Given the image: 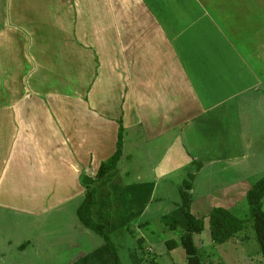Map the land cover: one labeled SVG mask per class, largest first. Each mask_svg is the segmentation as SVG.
I'll return each mask as SVG.
<instances>
[{
  "label": "crops",
  "instance_id": "1",
  "mask_svg": "<svg viewBox=\"0 0 264 264\" xmlns=\"http://www.w3.org/2000/svg\"><path fill=\"white\" fill-rule=\"evenodd\" d=\"M259 63L264 0H0V238L13 264L186 263L167 243L185 230L180 202L150 203L180 162L204 168L179 129L257 93ZM118 120L121 155L89 211L105 241L76 211ZM239 191L200 198L228 210ZM212 209L190 199L195 218Z\"/></svg>",
  "mask_w": 264,
  "mask_h": 264
},
{
  "label": "rangeland",
  "instance_id": "2",
  "mask_svg": "<svg viewBox=\"0 0 264 264\" xmlns=\"http://www.w3.org/2000/svg\"><path fill=\"white\" fill-rule=\"evenodd\" d=\"M261 70L262 64L259 63L257 72L260 74V85L257 93L244 95L233 104H224L212 117L202 119L200 127L194 122L188 128L179 129L180 142L186 145L192 156L199 157L204 168L196 176L197 164L182 165L180 162L176 179H173V183L170 180L161 182L150 203L151 207L160 202L174 208V203L180 202V190L187 181L190 182V199L202 204L206 211L207 208L222 206L219 200L201 199L202 195L240 184L241 191L236 193V204L228 211L243 221V229L229 241L216 245L210 239L208 214L201 216L204 230L193 235L201 264H262L246 201L248 190L264 176V71ZM231 109H235L237 117ZM162 193L167 196L163 198ZM261 203L264 212V198ZM147 216L149 214L144 218ZM169 233L166 239L176 238L174 232ZM7 240L11 238H0V264H13L16 256L10 249H15V246L5 243ZM163 253L166 250L156 251L160 256ZM179 264L186 263L181 261Z\"/></svg>",
  "mask_w": 264,
  "mask_h": 264
},
{
  "label": "trees",
  "instance_id": "3",
  "mask_svg": "<svg viewBox=\"0 0 264 264\" xmlns=\"http://www.w3.org/2000/svg\"><path fill=\"white\" fill-rule=\"evenodd\" d=\"M118 124L119 129L114 154L100 164L95 176L91 177L85 174L80 176V184L84 188V194L83 201L76 211L78 220L94 233L101 236L105 241L108 239L103 233L102 226L92 222L89 211L90 206L93 205L95 201L96 189L94 184L97 181L102 180L110 170L115 168L120 158L123 140V127L120 120H118ZM189 190L190 182L186 181L180 190V207L183 209L182 217L185 222V230L179 236L178 243L174 240L167 242L170 245L168 250H172L175 246L179 245L184 251L186 264H201L196 246L193 242V235L200 234L204 230V222L203 218H195L190 213ZM263 198L264 176L255 182L246 193V201L249 207L253 230L260 248L262 264H264V212L262 211L261 203ZM161 220L162 223L170 230H174L178 227V220L171 216L164 215ZM208 225L210 239L212 243L216 245H221L229 241L243 229V221L239 220L228 210L221 207L213 208L210 211L208 214ZM148 263L157 264L154 260L148 261Z\"/></svg>",
  "mask_w": 264,
  "mask_h": 264
}]
</instances>
